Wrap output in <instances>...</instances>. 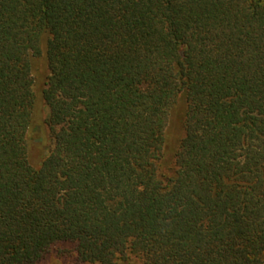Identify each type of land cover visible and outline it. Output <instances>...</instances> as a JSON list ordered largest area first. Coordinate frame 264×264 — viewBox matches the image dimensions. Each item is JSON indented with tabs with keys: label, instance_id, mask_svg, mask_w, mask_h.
I'll use <instances>...</instances> for the list:
<instances>
[{
	"label": "trees",
	"instance_id": "obj_1",
	"mask_svg": "<svg viewBox=\"0 0 264 264\" xmlns=\"http://www.w3.org/2000/svg\"><path fill=\"white\" fill-rule=\"evenodd\" d=\"M64 243L78 264H264V0H0V264Z\"/></svg>",
	"mask_w": 264,
	"mask_h": 264
},
{
	"label": "rangeland",
	"instance_id": "obj_2",
	"mask_svg": "<svg viewBox=\"0 0 264 264\" xmlns=\"http://www.w3.org/2000/svg\"><path fill=\"white\" fill-rule=\"evenodd\" d=\"M36 64L37 65L34 71V77L36 79L35 89L39 92L47 70L43 59H37ZM47 114L48 108L43 99L38 95L35 109V119L33 123L34 125L31 129H29L28 133L29 159L33 164H38L42 158L48 154L53 145V138L47 125L45 124ZM70 248L71 245L68 243L61 244V246H58V249L55 248L49 252L41 264H78L75 263L70 254H68L67 250ZM124 264H139V262L133 259Z\"/></svg>",
	"mask_w": 264,
	"mask_h": 264
}]
</instances>
